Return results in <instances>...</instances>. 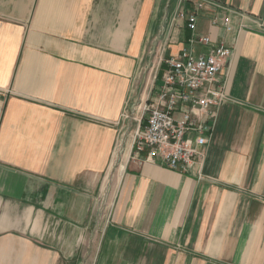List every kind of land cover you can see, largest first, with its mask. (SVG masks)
<instances>
[{"label": "crops", "instance_id": "crops-1", "mask_svg": "<svg viewBox=\"0 0 264 264\" xmlns=\"http://www.w3.org/2000/svg\"><path fill=\"white\" fill-rule=\"evenodd\" d=\"M209 2L194 33L232 53L202 175L131 139L109 176L140 65L189 43L195 0H0V264H264V0Z\"/></svg>", "mask_w": 264, "mask_h": 264}, {"label": "built area", "instance_id": "built-area-1", "mask_svg": "<svg viewBox=\"0 0 264 264\" xmlns=\"http://www.w3.org/2000/svg\"><path fill=\"white\" fill-rule=\"evenodd\" d=\"M208 4L223 8L209 0H195L193 10L186 13L182 3L173 19L183 20L192 32L189 43L177 55L159 58L162 73L158 76L159 68L155 71L149 94L131 107V114L134 109L139 113L133 116L134 153L144 161L196 176L202 175L218 109L229 99L224 70L232 49L209 35L194 33L196 11ZM230 14L220 21L226 31L232 30ZM196 44L201 46L199 52L193 50ZM127 104L121 116L130 118L124 113Z\"/></svg>", "mask_w": 264, "mask_h": 264}, {"label": "rangeland", "instance_id": "rangeland-1", "mask_svg": "<svg viewBox=\"0 0 264 264\" xmlns=\"http://www.w3.org/2000/svg\"><path fill=\"white\" fill-rule=\"evenodd\" d=\"M166 16V15H165ZM165 16H163L165 18ZM165 27V26H164ZM149 50H152V48H149ZM158 61L157 53H156V46L153 44V51L151 56L145 57V59L142 61L140 65V73L137 77V82H136V90L135 94L133 97L130 98V101H128L127 106L125 107V114L129 115L130 119L127 117H122L124 118V121L121 122V133L125 132L123 136L119 137L117 146H116V154L114 155L113 158V164L111 165V171L109 176H111L114 173V176L117 175V172L119 170L120 165L123 163L124 159V154L126 150L129 148V145L131 143V139L134 133V130L136 128V122L133 120V116L139 115L134 109V113L131 114V107L132 104L134 103L135 106L134 108L140 103V101L144 100L147 95L150 92V88L152 86V81H153V76L155 74V69H156V64ZM132 118V119H131ZM128 119L130 120V123L128 124L127 121ZM122 138V139H120ZM112 179H107L106 181L104 180L103 185L104 188L100 192L102 195L105 193V188H110Z\"/></svg>", "mask_w": 264, "mask_h": 264}, {"label": "trees", "instance_id": "trees-1", "mask_svg": "<svg viewBox=\"0 0 264 264\" xmlns=\"http://www.w3.org/2000/svg\"><path fill=\"white\" fill-rule=\"evenodd\" d=\"M188 1H192V0H186V4L188 3ZM163 67H164L163 65L160 66L158 71V76L162 73Z\"/></svg>", "mask_w": 264, "mask_h": 264}]
</instances>
